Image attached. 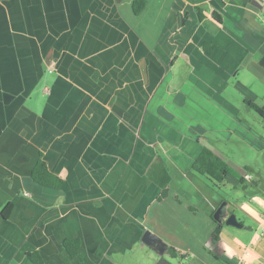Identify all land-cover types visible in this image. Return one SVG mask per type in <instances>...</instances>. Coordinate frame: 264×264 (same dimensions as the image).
<instances>
[{
	"label": "crops",
	"instance_id": "1",
	"mask_svg": "<svg viewBox=\"0 0 264 264\" xmlns=\"http://www.w3.org/2000/svg\"><path fill=\"white\" fill-rule=\"evenodd\" d=\"M134 1L0 0V264H33V252L42 264H122L146 232L182 264H237L247 247L246 264L264 261V199L226 202L243 227L223 222L212 242L224 198L191 170L203 147L226 162L209 132L264 142L222 96L239 67L264 70L253 59L264 56V0H142L138 14ZM40 155L60 188L32 180ZM171 191L186 213L166 205ZM166 209L185 243L151 228ZM65 240L79 242L75 257Z\"/></svg>",
	"mask_w": 264,
	"mask_h": 264
},
{
	"label": "rangeland",
	"instance_id": "2",
	"mask_svg": "<svg viewBox=\"0 0 264 264\" xmlns=\"http://www.w3.org/2000/svg\"><path fill=\"white\" fill-rule=\"evenodd\" d=\"M257 69L258 74L256 75L252 73L251 69L239 67L237 75L229 78L227 85L222 90V96L236 107L238 118L253 127L264 141V122L243 103L245 100L255 104L264 103V80L257 81L256 79V76L261 75L264 70L260 66ZM206 138H209L208 140L225 155L224 158L235 175L245 179V187H242L237 184L233 176H230L226 184L216 189L224 201L231 205H256L257 198L264 199V142L260 143L259 151H257L241 142L235 135L226 139L215 132H209L206 134ZM253 182H256V185ZM167 201L166 205L176 207L178 211L186 213V202L182 199L180 204L182 206H177L172 191ZM180 219L181 216L178 213L166 209L163 220L151 228L157 230L167 240L185 243L189 240L187 234L186 237L179 240L174 239L176 236H183L184 229L177 225L179 221H182ZM172 223L175 224L172 225ZM174 229H176V233ZM161 239L160 237L158 248L155 249L147 247L142 241L137 242L131 250L127 251L126 256L121 260L122 264H158L162 259L168 263L182 264V259H174L165 252L168 245ZM183 263L187 262L183 260Z\"/></svg>",
	"mask_w": 264,
	"mask_h": 264
},
{
	"label": "trees",
	"instance_id": "3",
	"mask_svg": "<svg viewBox=\"0 0 264 264\" xmlns=\"http://www.w3.org/2000/svg\"><path fill=\"white\" fill-rule=\"evenodd\" d=\"M132 7H133V12L135 14H138L139 12H141V10L144 7V1L135 0L133 2ZM195 11L199 21H201L205 16L203 10L199 7H195ZM210 16L217 24L219 25L222 24V19L217 12L212 11ZM211 47H213V45H211ZM203 48L205 49L206 53H210V50H206V44L203 45ZM253 59L257 61L264 68V56L255 53L253 55ZM243 103L248 109L252 110L253 113L261 121L264 122V104L257 105L249 100H245ZM191 170L197 175L206 177V179L209 181V184L211 185V188L214 190L226 184L227 179L230 176H233L236 179L237 184L242 185V187H245L244 186L245 179L241 176L237 177L234 171L228 166V164L207 147H203L201 151L198 153L197 157L192 162ZM161 175H162L161 177L152 178V180L161 189L157 197L158 202L163 201L168 196L167 186L169 183V176L165 169L162 170ZM31 178L35 183L43 187L58 189L63 184L62 179L49 172L47 165L45 161L42 159L41 155L31 172ZM188 208L192 210L191 207ZM215 224H216V228L211 235L212 242L218 241V235L221 229V224H218L216 222ZM63 246L71 257H75L77 255V252L79 250L78 241L65 240L63 242ZM166 253L172 258L179 256L178 252L172 247H167ZM26 256L29 259V261L32 262L33 264H42V259L40 258L37 252L27 253ZM260 262L261 264H264V261H260Z\"/></svg>",
	"mask_w": 264,
	"mask_h": 264
},
{
	"label": "water",
	"instance_id": "4",
	"mask_svg": "<svg viewBox=\"0 0 264 264\" xmlns=\"http://www.w3.org/2000/svg\"><path fill=\"white\" fill-rule=\"evenodd\" d=\"M225 205H226L225 201H222L220 203V205L212 215L213 221L218 224H222L223 222H225V224L228 226H233L235 228H242L243 225L237 221V219L233 214L227 215L224 213L223 209ZM142 241L154 249L158 248L159 243L155 240H152L148 232L144 233L142 237Z\"/></svg>",
	"mask_w": 264,
	"mask_h": 264
},
{
	"label": "built area",
	"instance_id": "5",
	"mask_svg": "<svg viewBox=\"0 0 264 264\" xmlns=\"http://www.w3.org/2000/svg\"><path fill=\"white\" fill-rule=\"evenodd\" d=\"M47 71L49 73L54 72V63H50V65L47 67ZM263 221H264V218H263ZM263 234H264V230L262 229L260 236H262ZM249 257H251V252L249 248L247 247L242 251L240 255L236 256L235 258L237 260V264H246L245 259Z\"/></svg>",
	"mask_w": 264,
	"mask_h": 264
}]
</instances>
